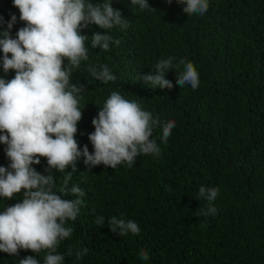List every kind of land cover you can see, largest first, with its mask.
<instances>
[{
  "label": "trees",
  "instance_id": "trees-1",
  "mask_svg": "<svg viewBox=\"0 0 264 264\" xmlns=\"http://www.w3.org/2000/svg\"><path fill=\"white\" fill-rule=\"evenodd\" d=\"M89 2H112L128 27L110 29L107 51L91 47V36L104 29L81 30L88 36V59L71 68L68 90L83 85L88 103L99 102L111 88L124 91L125 99L175 127L167 143L161 140L162 127H154L150 139L160 146L159 156L141 154L131 167L125 162L110 170L102 183L99 165L84 166L77 175L89 193L99 185L116 191L110 217L123 219L121 214L132 210L140 233L121 236L106 221L96 224L103 214L96 201L82 209L75 224L66 221L72 235L59 242L56 254L64 255V264H264V0H208L205 14L190 16L177 0H148L155 10H141L131 0ZM12 15L13 0H0V32L8 30ZM25 26L21 21L12 37ZM169 57L174 64L185 59L197 67L196 90L176 83L183 65L167 72L170 89L143 81ZM2 58L0 50V78L11 80L15 70L5 73ZM102 65L115 74L114 81L91 75L90 66ZM201 186L218 189L215 215L203 214L209 202L196 197ZM7 202L13 206L22 198L16 194ZM84 248L87 254L78 258L75 253ZM19 251L40 264L47 255V250ZM141 251L149 254L147 261L140 259ZM13 256L0 251V264H10Z\"/></svg>",
  "mask_w": 264,
  "mask_h": 264
},
{
  "label": "clouds",
  "instance_id": "clouds-1",
  "mask_svg": "<svg viewBox=\"0 0 264 264\" xmlns=\"http://www.w3.org/2000/svg\"><path fill=\"white\" fill-rule=\"evenodd\" d=\"M131 3L141 10L151 8L148 0ZM177 3L185 5L183 11L189 16L203 15L209 8L208 0ZM13 5L15 15L7 24L8 30L0 32L3 70H15L11 80L0 78V251L14 255L10 264H40L33 256L24 258L20 249L38 254L47 250L44 264H64V255L56 254L57 246L73 231L64 225L66 221L75 224L87 204L100 202L103 214L96 224L103 226L106 221L121 236L141 231L131 220L132 210L128 216L121 214L123 219L110 217L117 202L116 191L103 190L99 185L95 193H89L79 185L81 169L99 165L104 172L102 183L108 172L122 163L131 167L141 154L159 156L160 146L150 139L154 127H162L161 140L167 143L175 122L161 124L159 117L154 119L118 89L111 88L99 102L90 103L85 100L88 90L83 85L76 83L68 90L71 68L88 59V36L81 30L89 25L104 29L91 36V47L107 51L112 41L110 29L128 27L112 2L93 5L85 0H13ZM21 21L26 26L13 38ZM115 43L119 45L118 40ZM174 59H161L143 81L152 88L170 89L173 83L166 78L167 72L183 65L176 83L196 90L200 79L194 64L185 59L174 64ZM89 72L104 83L116 79L106 65L99 70L90 66ZM16 194L22 202L7 207L4 201ZM217 195V188H199L196 197L209 202L204 215L217 213L212 205ZM87 252L84 248L75 255L79 258ZM139 257L147 261L149 254L141 251Z\"/></svg>",
  "mask_w": 264,
  "mask_h": 264
},
{
  "label": "bare ground",
  "instance_id": "bare-ground-1",
  "mask_svg": "<svg viewBox=\"0 0 264 264\" xmlns=\"http://www.w3.org/2000/svg\"><path fill=\"white\" fill-rule=\"evenodd\" d=\"M199 67V66H198ZM197 68V67H196ZM201 68V67H200ZM179 72H181V71H179ZM201 74H203V73H201ZM177 75V74H176ZM200 77V76H199Z\"/></svg>",
  "mask_w": 264,
  "mask_h": 264
}]
</instances>
